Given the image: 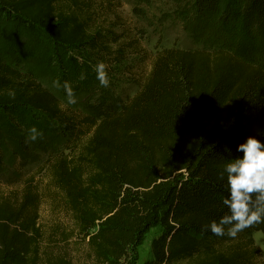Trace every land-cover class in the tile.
Returning <instances> with one entry per match:
<instances>
[{
    "label": "trees",
    "instance_id": "1",
    "mask_svg": "<svg viewBox=\"0 0 264 264\" xmlns=\"http://www.w3.org/2000/svg\"><path fill=\"white\" fill-rule=\"evenodd\" d=\"M191 8L197 21L221 24V44L161 50L124 99L100 86L94 68L135 45L96 25L91 0H0V40L35 30L50 45L60 92L65 81L74 92L97 91L81 113L64 108L33 71L0 55V135L26 126L61 134L63 152L44 168L96 264H133L131 250L154 227L143 264H264L254 241L264 223L235 239L203 230L230 214L221 172L243 155L238 144L264 141V0H192ZM39 201L33 178L18 201L0 197V264H39Z\"/></svg>",
    "mask_w": 264,
    "mask_h": 264
},
{
    "label": "rangeland",
    "instance_id": "2",
    "mask_svg": "<svg viewBox=\"0 0 264 264\" xmlns=\"http://www.w3.org/2000/svg\"><path fill=\"white\" fill-rule=\"evenodd\" d=\"M192 0H91L100 26L110 38L118 36V42L132 41L119 62L107 65L112 90L121 98L129 99L138 91L148 76L154 56L166 48L199 50L211 48L222 42L224 35L218 32L221 24L214 18L197 21L191 8ZM138 9V13L135 10ZM117 48L116 45H114ZM50 45L35 30L22 29L16 36L0 40V55L5 61L20 63L24 69L34 72L42 85L53 91L64 108L83 111L97 91L94 85L87 91L75 92L78 102L67 104L66 94L53 86L57 72L49 65L47 56ZM96 74V72H95ZM98 83V82H96ZM100 93V92H99ZM6 130L0 135V197L9 196L18 201L24 181L33 178L40 193L37 209L40 229L41 258L39 264H48L50 258L63 257L68 264H96L86 242L74 234V225L61 195L53 188L45 163L52 155L63 152V139L54 128L43 133L36 141L27 139L28 130ZM159 233L151 228L142 244L131 250L133 264H143L151 258L150 242ZM264 261V236L254 234Z\"/></svg>",
    "mask_w": 264,
    "mask_h": 264
},
{
    "label": "clouds",
    "instance_id": "3",
    "mask_svg": "<svg viewBox=\"0 0 264 264\" xmlns=\"http://www.w3.org/2000/svg\"><path fill=\"white\" fill-rule=\"evenodd\" d=\"M107 67L104 62H99L94 68L96 79L105 88L110 85ZM53 86L61 88L60 81H53ZM62 87L67 104H77L78 99L72 86L65 81ZM42 136L43 133L33 126L28 130L27 139L36 141ZM236 151L243 155L232 158L221 172L222 179L227 174L228 188V195L222 200V204L230 214L222 216L218 222L213 221L203 226L204 231H210L213 235H227L233 239L245 229L264 223V141L256 136H248L238 144Z\"/></svg>",
    "mask_w": 264,
    "mask_h": 264
}]
</instances>
